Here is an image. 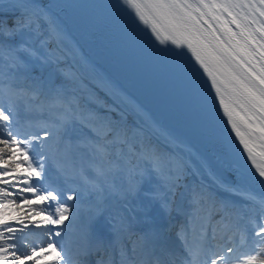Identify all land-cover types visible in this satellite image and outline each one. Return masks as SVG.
Instances as JSON below:
<instances>
[{"label": "snow or ice", "instance_id": "snow-or-ice-1", "mask_svg": "<svg viewBox=\"0 0 264 264\" xmlns=\"http://www.w3.org/2000/svg\"><path fill=\"white\" fill-rule=\"evenodd\" d=\"M54 7L0 0V264H264V0H121L111 20L182 79L209 142L222 110L231 180L147 113L117 119L131 101L110 78L92 86L111 106L85 96Z\"/></svg>", "mask_w": 264, "mask_h": 264}, {"label": "bare ground", "instance_id": "bare-ground-1", "mask_svg": "<svg viewBox=\"0 0 264 264\" xmlns=\"http://www.w3.org/2000/svg\"><path fill=\"white\" fill-rule=\"evenodd\" d=\"M41 2L55 6L54 11L59 14L69 33L71 47L78 51L81 56H86L89 65L94 70L113 80L129 100L143 110L138 112L139 117L140 114L147 113L160 128L177 136L183 143L191 146L194 152L207 158L213 171L225 177L224 179L226 180L232 179L230 175V164L234 154L232 149L226 146H223L221 150L209 147L205 142L200 126L186 116L174 115L169 105L165 104L163 99L160 100L155 97L137 79V74L132 69L114 60L93 37L87 25L72 8L54 0H41ZM203 176L208 175L205 174ZM252 189L257 194L261 192L258 185H253ZM157 213L154 215V221L158 222L157 226L163 225L165 215L162 212ZM76 239H68L64 243L65 247L71 249L73 254L75 253Z\"/></svg>", "mask_w": 264, "mask_h": 264}, {"label": "rangeland", "instance_id": "rangeland-1", "mask_svg": "<svg viewBox=\"0 0 264 264\" xmlns=\"http://www.w3.org/2000/svg\"><path fill=\"white\" fill-rule=\"evenodd\" d=\"M71 46V45H70ZM78 52V51H77ZM79 53V52H78ZM80 55V54H79ZM73 63V64H75V67H76V70L79 72V74L83 77V78H86L85 79V81L86 80H90V82H92V80L90 79V78H92V77H104V78H108L106 75L104 76V74H102V73H100V72H98L97 70H94V68L91 66V65H89V66H81V65H79V64H76V62H75V60H73L72 59V57L71 56H69V63ZM100 73V74H99ZM87 82V81H86ZM86 85H88V83H85ZM124 93V92H123ZM124 95L126 96V94L124 93ZM132 103V102H131ZM133 105H135L134 103H132ZM131 104V105H132ZM131 106V107H123V108H125V109H127L129 112H131L132 113V116H133V118H134V120L137 122V123H139V121L138 120H140L141 121V118H142V115H143V113L142 114H140V117H139V113L138 112H136V111H134V106ZM135 106H137V105H135ZM139 107V106H138ZM124 110V109H123ZM124 111H126V110H124ZM138 118V119H137ZM154 122V121H153ZM163 138V137H162ZM223 155V154H222ZM199 175V177H200V179L199 180H203V181H205V182H210L209 181V177L208 176H201L200 174H198ZM220 175V174H219ZM189 180L190 181H192V182H195L196 180H194V177H192V176H189ZM147 187V186H146ZM233 199H236L235 197H233ZM145 201H144V198H143V196H140L139 198H137L135 201H132L131 203H129L128 205H127V209H134V207H135V205H137V204H143ZM180 203V200H179V198H177V204H179ZM109 207H110V210L112 211V212H119V211H123V210H126L125 209V205H124V203H122V202H115V201H113V202H110V205H109ZM157 206H154V210H153V213H152V215H155L157 212H158V207L156 208ZM164 214V213H163ZM175 213H173V215H174ZM165 215V214H164ZM172 215V216H173ZM155 217V216H154ZM171 217H168V216H165V222L168 224V222H169V219H170ZM67 223V222H66ZM74 235H76V232H74V231H72V230H70L69 231V237H71V236H74Z\"/></svg>", "mask_w": 264, "mask_h": 264}, {"label": "trees", "instance_id": "trees-1", "mask_svg": "<svg viewBox=\"0 0 264 264\" xmlns=\"http://www.w3.org/2000/svg\"><path fill=\"white\" fill-rule=\"evenodd\" d=\"M52 71L53 70H51V69H43V70L42 69H37V72L41 73L43 75V77L49 76L50 72H52ZM89 92L92 93L93 97H95L96 95H99L101 103H105L106 102L108 104V106H111L110 100L107 97L104 96L103 92H99L92 85H86L85 81H84V95L87 96ZM101 111H103V109H101ZM121 118L123 119L124 122H126L129 125L134 124V121H133V118L131 117V115L129 113H127V112H124L123 110L120 112L119 117H117V119H121Z\"/></svg>", "mask_w": 264, "mask_h": 264}, {"label": "water", "instance_id": "water-1", "mask_svg": "<svg viewBox=\"0 0 264 264\" xmlns=\"http://www.w3.org/2000/svg\"><path fill=\"white\" fill-rule=\"evenodd\" d=\"M94 34V33H93ZM95 35V34H94ZM96 36V35H95ZM97 37V36H96ZM98 39H99V42L101 43V44H103V42H102V40L98 37ZM104 45V44H103Z\"/></svg>", "mask_w": 264, "mask_h": 264}]
</instances>
